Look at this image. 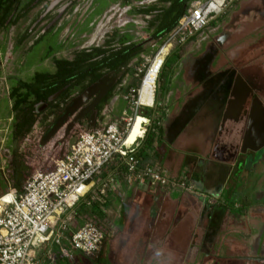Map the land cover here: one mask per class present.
<instances>
[{
	"label": "crops",
	"instance_id": "obj_1",
	"mask_svg": "<svg viewBox=\"0 0 264 264\" xmlns=\"http://www.w3.org/2000/svg\"><path fill=\"white\" fill-rule=\"evenodd\" d=\"M116 1L119 0H109V5ZM170 3L168 6L160 3V9H167ZM109 5L97 12L100 17L107 12ZM157 8V5H152L146 11ZM134 13V10H128L126 17ZM154 16L150 15L151 20L148 19L147 37L142 44L148 40L152 41V46L153 43L158 44L151 35L160 23L156 17L153 19ZM31 17L27 14L0 29V149H5L0 155V165L5 164L4 160H7V165L9 159L12 161L14 149L18 154L21 147L32 143L28 139L23 146L34 128L42 126L46 115L44 111L36 114L39 118L30 132L22 143L16 145L12 141V87L18 82L31 81L36 73L54 71V59L61 58L58 54L89 37V30L79 26L77 33L67 41L56 35L50 44L42 43L36 47L34 33L28 27ZM126 26L128 32L134 29L135 24L128 22ZM227 30H233L230 33L232 39L220 45L216 38ZM112 32L113 35L108 32L103 35L101 27H98L95 35H100L101 45L114 38L112 47L129 46L139 41L131 36L133 34L125 33L123 28L117 27ZM197 35L201 38L198 39ZM93 39L87 46H91ZM186 41L180 51L169 49L155 82L151 106L138 104L135 107L127 95L121 94L130 79L139 78L141 84L143 76L138 68L143 61L141 57L131 59L127 72L120 76L124 83L107 102L110 103L112 119L123 114L132 115L136 111L135 117L157 121L155 131L148 129L155 135L152 144L144 146L143 138L147 132L144 131L136 140L135 154L144 164L163 166L172 178L185 172L194 192L171 186L152 191L142 185L128 183L123 168L112 163L103 174L104 178L112 179L106 202L92 207L80 204L75 219L76 225L94 219V223L104 227L102 249L91 257L73 250L71 259L58 257L50 262L46 252L58 249L57 245L51 244L36 250L37 264H235L238 257H243L242 250L247 249L245 245L256 233L260 220L254 211L238 210V206L241 199L250 197L254 191L249 189L250 184L236 183V179L230 186L222 156L218 158L214 150L217 139L232 120L230 102L236 99L232 92L235 74L240 71L250 78L254 75L252 71H244L240 64L258 62L264 54V0L233 1L207 27ZM232 51L234 57L231 56ZM170 55L175 56V63L164 80L162 90V73ZM239 78L242 77L239 75ZM242 108L234 114L238 116ZM248 113L249 119L252 117V126L242 138L254 142L253 121L259 122L260 117L255 113L252 115V107L248 108ZM139 122L142 124L144 120L139 117ZM138 150L144 153L140 155ZM245 150L248 152L252 148ZM212 198L214 203L208 201Z\"/></svg>",
	"mask_w": 264,
	"mask_h": 264
},
{
	"label": "built area",
	"instance_id": "obj_2",
	"mask_svg": "<svg viewBox=\"0 0 264 264\" xmlns=\"http://www.w3.org/2000/svg\"><path fill=\"white\" fill-rule=\"evenodd\" d=\"M233 1H188L183 14L160 48L172 39L184 42L201 32ZM143 2L153 4L157 0ZM139 72L144 77L145 73L141 69ZM134 96L137 98L133 100V106L137 107L138 90ZM135 115L136 111L132 115L123 114L111 119L108 123L95 124L78 135L72 143H65L61 155L59 153L53 161H30L33 168L28 171L20 188L10 184L15 183L10 180L13 173L6 175L7 188L0 192V264H37L36 249L51 244L57 245L58 249L56 252H46L50 262L58 257L71 259L73 250L89 257L97 254L102 249L104 233L92 221L76 225V212L80 204L86 207L104 205L112 179L104 178L103 174L112 163L123 168L128 183H136L152 191L171 186L194 192L185 172L172 178L163 166L142 162L135 154L138 147L136 141L125 145ZM157 125L156 120L147 119L143 124V132L148 129L155 131ZM40 135L38 128H34L23 145L29 140L33 142L39 139ZM4 151L0 149V155ZM4 163L0 165L2 174L9 168L7 160ZM208 201L211 202L210 199Z\"/></svg>",
	"mask_w": 264,
	"mask_h": 264
},
{
	"label": "flooded vegetation",
	"instance_id": "obj_3",
	"mask_svg": "<svg viewBox=\"0 0 264 264\" xmlns=\"http://www.w3.org/2000/svg\"><path fill=\"white\" fill-rule=\"evenodd\" d=\"M141 1V4H136ZM143 1L144 0H119L118 2H115L117 8L124 7L123 12H127L128 10H134V12H136L133 15H129V17H127L128 22H133L136 25V27L134 26L135 28L131 31L135 37L142 35L139 33H147L146 28L149 26L148 21L151 20L150 15L154 16L156 14V16L153 17L154 19L162 11V9H160V3L168 6V4L171 2L170 0H157V2L153 4H146ZM28 3L29 8L25 15L29 14L30 12H34L31 20L28 23V27L30 30H32V33H34V44L36 47H38L42 46V43H47L46 45L50 44L56 35L60 36L64 41L69 40L74 34L77 33L79 26H83L86 31L89 30L87 34H90L92 26L96 20L100 18V15L97 12L109 5V0H22L21 7L25 8ZM111 5L108 6L109 8L107 11L111 8ZM152 5H157V10L146 11L147 8ZM10 20L11 18H9L8 21ZM231 31H223L216 38V41L220 45H223L225 41L227 42L228 40L232 39V35H230ZM110 35H113V32H110ZM94 41L95 37L91 43ZM120 41L122 40L120 39ZM142 42L143 39L135 44L129 45V50L139 51V54L136 57H141L144 59L149 53V46H152V41L148 40L146 44H142ZM234 54V51H232L231 56L234 57ZM240 67H242L244 71L247 70L254 72V75L252 78H250L245 76L240 71L235 74L232 92L234 93L236 99L235 102H230L233 112V114H231L232 120L227 123V127L217 139L214 153L215 155L217 154L218 158L222 156L221 159L224 162V168L227 169V173L230 177V186L233 185L231 181L236 179V183L250 184L249 189H253L254 191L250 197L241 199L242 201L238 206V210L248 209V211H254L255 214L259 216L260 220L259 227L256 228V233L249 238L247 245H245L247 249L242 250L243 257H238L239 259H236L238 262L235 264H264V54L261 59H258V62L252 64L243 63L242 65L240 64ZM239 75L242 78H239ZM105 76L116 78L115 84L107 90L106 94L95 104V106H93L92 109L85 112L82 111L86 106L93 102L95 95L90 97L85 103L81 105L79 111H81L80 113L82 114L78 121L79 123L90 121L92 114H94L96 124L108 123L112 119L110 114V103L107 102L109 101V98L107 101L105 99L109 96V94H112L118 90L124 81H120V74H115L114 72H106L102 77ZM65 90L66 87L55 93L58 95L53 101H49L48 99L55 94H52L47 98V101L45 102L47 106L44 110V113L47 112L49 103L56 102L58 97L62 95ZM83 91H74L70 100L80 95ZM247 95V99H244V97ZM66 104H61L63 109ZM242 106L244 108H242L240 114L236 116L234 112L240 110ZM251 107L253 112L252 115L255 113L256 116L258 115L260 117L259 122L252 120L254 123L253 128H255L254 133L256 135L254 142L242 138V136H245L246 131H249L252 126L250 123V119L252 117L249 119L248 113V108ZM63 109L59 111L57 115L61 113ZM55 117H49V119H51L49 121L47 120L49 123L46 125L44 130L47 129ZM71 119L72 118L69 120ZM47 121H45V123H47ZM35 129H37V127H35ZM230 130H233L231 135L228 134ZM50 140L45 144L44 147V149H46L48 146L49 149L48 153H44L43 160L46 162L53 161L56 158L52 155L53 152H55V147L58 146L61 151L66 145V142L63 141V132L61 136L57 137L56 141L58 142L56 144L54 142H50ZM60 143L61 146L58 145ZM248 147L252 148V151L247 152L245 148ZM48 149H46V151ZM236 150L237 153H235ZM241 150H244L246 153L241 155V153H239ZM244 162L247 163V165H244ZM10 166L13 169V164ZM24 167H27V170H24ZM32 168L33 167L31 165L23 163L22 171H20L18 174L22 175V177L20 179L15 177V181L19 182L22 179H25L28 171ZM257 184L258 186L255 188V185ZM6 186V183L1 179L0 192H2ZM211 201V203H214L213 198ZM251 202H254V204L252 205Z\"/></svg>",
	"mask_w": 264,
	"mask_h": 264
},
{
	"label": "trees",
	"instance_id": "obj_4",
	"mask_svg": "<svg viewBox=\"0 0 264 264\" xmlns=\"http://www.w3.org/2000/svg\"><path fill=\"white\" fill-rule=\"evenodd\" d=\"M170 1V6L162 10L156 17L155 20H159L160 23L151 34L159 45L166 41L183 14L186 3L190 0ZM29 3L24 8L21 7L22 0H0V29L6 28L23 17L28 11ZM9 18H11L10 21H8ZM113 42L114 38L105 41L101 46L76 51L70 60L54 59V71L36 73L31 81L18 82L16 86L12 87L10 92V98L13 101L12 141L16 145L22 143L39 118V115L35 113L37 103L46 102L50 95L66 87L56 102L49 103V108L44 115V120L47 121L49 117L54 118L63 109L61 104L68 103L74 91H83L106 72H114L120 74L121 77L127 72L128 63L139 54V51L129 50L130 46L112 47ZM110 96L111 94L105 100L107 101ZM44 120L43 124L46 127L49 122L45 123ZM86 129L89 130L90 127L88 126ZM138 131L137 129V133ZM154 137L155 135L147 130L143 138L144 146L152 144ZM14 150L12 155L13 174L10 180L15 182L12 186L20 188L22 183L15 181V177L22 171L24 160L21 154H17V150ZM137 153L141 155L144 152L138 150Z\"/></svg>",
	"mask_w": 264,
	"mask_h": 264
},
{
	"label": "rangeland",
	"instance_id": "obj_5",
	"mask_svg": "<svg viewBox=\"0 0 264 264\" xmlns=\"http://www.w3.org/2000/svg\"><path fill=\"white\" fill-rule=\"evenodd\" d=\"M123 9L124 7H120V8H117L115 3H113L111 5V8L100 18H98L96 20V22L94 23V25L92 26L91 28V31H90V34H89V37H87L84 41L80 42L79 44H74V47L71 48L70 50L66 51V52H61L60 54H58V57H61V58H68L70 59L73 55L74 52L76 51H80V50H83L85 49L86 47L88 48H93V47H97V45H101L102 43L100 42L101 38H100V35H95L96 34V31H97V28L98 27H101V30L103 31V35H104V32H112L114 29H116L117 27L118 28H123L125 33L131 35L133 34L132 29H130L128 32H126V24H128V21H127V12H123ZM34 12H30L29 15H33ZM129 17V16H128ZM136 27V25H135ZM134 27V28H135ZM210 27V26H209ZM128 29V28H127ZM141 36H137L136 38H138V40L140 41L141 39H144L147 37V34L146 33H139ZM133 36V35H131ZM198 36V35H197ZM95 37V41L93 43H90L89 45L91 46H87L90 39L91 38H94ZM102 37V36H101ZM105 37V36H104ZM134 37V36H133ZM198 39H200L201 37H197ZM187 41H184V42H179L178 40H171L169 43V46H170V50L171 51H174V50H181L182 47H184V45L186 44ZM154 45L153 46H149V53L148 55H146V57L143 59V61L140 62V65L138 66L139 69H141L143 71V73H145L151 59L155 56V54L157 53V51L159 50V48L162 46V45H159V44H156V43H153ZM175 63V56L174 55H170L169 58L167 59V62H166V66L164 68V71L162 73V82H161V85H160V88L163 90L164 89V80L166 79V76L167 74H169L170 70L173 68V65ZM143 76V74H142ZM157 79H158V76H157ZM156 79V81H157ZM139 86H140V81H139V78L137 80H134V79H130L127 86L122 90L121 94L123 95H127V98L129 100L130 103H132L135 98L134 96V93L137 92V90L139 89ZM131 89V91H129ZM131 96V97H130ZM132 96H134V99L132 98ZM71 101V100H69ZM68 101V102H69ZM51 119V118H50ZM48 118V121L50 120ZM41 125H39L38 127V131L39 133H41V135L44 133V129H45V126L43 123H41ZM95 121H94V125H95ZM90 127V121L88 122H77L75 123L74 127L72 128L71 132H69V135L67 136V138L65 139V142L66 143H72L78 136L76 135H80L83 131H86L87 127ZM138 126H140V123H138ZM60 130L53 136V138H51L50 142H54L55 144L58 142L56 141L57 137L61 136L62 135V132ZM41 135H40V138H41ZM40 138L37 139V140H34L30 145H23L25 147H21L19 149V153L21 154V157L22 159L24 160L23 162L25 164H29L30 161L31 163H37V162H41V161H44L43 158H44V153H48L49 149L46 151V149H44L45 145L44 146H40L39 142H40ZM61 142V141H60ZM64 142V143H65ZM24 144V143H23ZM61 146V143L58 144ZM56 146V145H54ZM55 152H53V156L56 157L59 153H60V149L59 147H55ZM49 158V157H48ZM30 165V164H29ZM31 170V169H30ZM29 170V171H30ZM92 222H94V219L92 220ZM101 230H104V227L100 226ZM37 250V249H36ZM209 256H211V254H209Z\"/></svg>",
	"mask_w": 264,
	"mask_h": 264
},
{
	"label": "water",
	"instance_id": "obj_6",
	"mask_svg": "<svg viewBox=\"0 0 264 264\" xmlns=\"http://www.w3.org/2000/svg\"><path fill=\"white\" fill-rule=\"evenodd\" d=\"M116 82V78H110L109 76L102 77L99 79L97 82L91 84L89 87H87L80 95L72 99L66 106L64 107L63 111L59 113L55 119L52 121V123L47 127V129L44 131V133L41 135L40 138V146H44L53 136L60 130L63 132V141L67 138L69 135V132H71L72 128L74 127L75 123L79 121L81 118V105L85 103L90 97L95 95V98L93 102H91L88 106H86L82 111H87L93 108L95 104L106 94L107 90L110 89ZM58 94H55L51 96L48 100L53 101ZM248 95L244 97V99H247ZM47 104L44 103H39L35 107V112L36 114L41 113L42 111L45 110ZM79 111V112H78ZM78 112V113H77ZM76 114V115H75ZM78 114V115H77ZM72 118L71 120H69ZM94 114L91 115L90 117V126L93 128L94 127ZM233 133V130H230L228 132L229 135ZM252 151V150H251ZM254 151V150H253ZM61 151L60 154L61 155ZM237 153V150L235 151ZM241 155L245 154L244 150L239 151ZM5 155V154H4ZM6 157V155H5ZM249 159V158H248ZM11 160L9 159L8 165L9 168L6 170L5 174H2L0 171V179H2L6 185H7V180H6V175H9L12 173L13 169L11 168ZM244 165H247V163L244 162ZM24 170H27V167H24ZM22 175H17V178L20 179Z\"/></svg>",
	"mask_w": 264,
	"mask_h": 264
},
{
	"label": "bare ground",
	"instance_id": "obj_7",
	"mask_svg": "<svg viewBox=\"0 0 264 264\" xmlns=\"http://www.w3.org/2000/svg\"><path fill=\"white\" fill-rule=\"evenodd\" d=\"M164 48H167L166 51H164ZM169 48H170L169 44L164 45L162 48H160L158 53L151 59L138 89L137 102L139 105L151 106L153 104L155 81L161 69L162 63L164 62V59L166 58L169 52ZM162 54L163 57L161 56ZM139 117H141L144 120V122L140 124V126H138V123H140ZM146 122H147L146 118L142 116H137L135 118L132 128L130 129L125 139V145L129 146L133 144L137 140V138L143 135L142 125ZM137 129L139 130L138 133H137Z\"/></svg>",
	"mask_w": 264,
	"mask_h": 264
}]
</instances>
